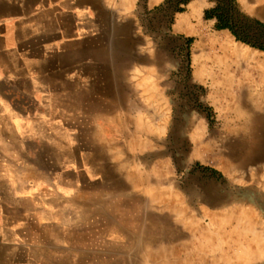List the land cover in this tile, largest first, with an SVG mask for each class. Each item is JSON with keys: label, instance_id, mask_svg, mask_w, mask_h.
I'll return each mask as SVG.
<instances>
[{"label": "crops", "instance_id": "0c3cea01", "mask_svg": "<svg viewBox=\"0 0 264 264\" xmlns=\"http://www.w3.org/2000/svg\"><path fill=\"white\" fill-rule=\"evenodd\" d=\"M165 1L0 0V264H151L152 252L166 249H174L181 264H264L259 228L264 225V64L242 60L233 33L206 18L216 5L212 0H191L170 24L164 20L165 36L193 41L190 71L177 59L155 66L175 72L177 80L189 72L183 92L200 91L189 99L221 106L223 127L200 131L202 141L196 126L183 131L192 137V153L207 151L208 145L216 161L193 167L172 162L168 168L177 176L176 188L192 196L199 211L202 205L218 211L214 215L222 217L224 231L210 229L207 240L199 230L187 244L189 234L183 232L174 242L153 246L133 233L134 218L127 222L134 235L117 244L121 221L114 219L112 239L100 240L96 254L88 251L89 234L102 228L106 207L115 215L121 192L127 191L133 205L140 195L128 177L143 171L137 155L151 163L144 155L152 149L130 148L131 135H137L130 121L139 109L129 77L137 68L155 69L146 60L153 37L148 24ZM237 2L246 15L264 22V0ZM138 40L144 47L137 48ZM213 47L220 52L215 57ZM167 87L161 84V93ZM80 120L96 125L93 147L80 140ZM69 161L75 169L68 168ZM247 188L256 198L243 194ZM222 194L231 201L227 205L234 199L240 205L222 210L214 205ZM128 209L136 217L134 208ZM90 216L96 223L89 224ZM85 220L88 227L77 238L85 251L68 256V250L57 249V224ZM16 233L23 239L27 233L33 252L22 249ZM170 258L172 263L175 257Z\"/></svg>", "mask_w": 264, "mask_h": 264}, {"label": "bare ground", "instance_id": "6f19581e", "mask_svg": "<svg viewBox=\"0 0 264 264\" xmlns=\"http://www.w3.org/2000/svg\"><path fill=\"white\" fill-rule=\"evenodd\" d=\"M240 51L241 59L245 61L254 60L256 55L260 53L258 50H251L243 46H240ZM129 79L132 83V92L135 97L132 103L139 109L137 115L130 121V123L135 125V132H137L136 136L131 135L132 142L130 148L134 151L138 150L139 152L152 149L153 156L163 157L151 163H143L140 161L138 155L137 160L134 159L136 160L137 168H143V171L128 175V177L132 179L131 182L134 187L141 189L140 195L136 194V198H132L134 201L132 208L137 212L136 215L139 216L138 222L136 223L137 230H133V233H137L136 237H138L139 241L150 240L153 246L162 243H171L172 241L174 242L183 232L184 234H186V232L190 233L189 236L186 235L184 239L185 242H183L187 244L189 241L198 238L199 234H197V232H199V230L202 233L204 232L205 237H203L208 240L210 238L208 231L210 229H218L222 224V222H220L222 217L214 215V213L218 211H210L209 205L199 206L201 208L199 211L192 196L189 198L186 192L176 188L177 184H175V178L168 168L172 162L179 167L183 166L180 156H175L173 154L175 148L172 150L173 147L169 142L172 137L180 138V136L184 134L185 123L183 115L181 111L178 112V119L173 122L170 139L168 141L164 139V145L160 146V149L159 145L154 141L155 137L160 138L167 133L168 128L166 120L169 112L168 102L166 98L163 97L159 87L152 81V76L149 72L144 73L140 68H137ZM88 124H90V121H79V125L77 126L81 133L80 140L89 147H93L96 143V136H93L97 133L96 125L90 126ZM197 139L202 141L200 137ZM206 147L208 151V145ZM190 149L193 150L192 143ZM202 152L205 151L200 152L197 150L196 153L191 152L193 157L189 156L191 158L190 160L198 158V156L203 154ZM213 153L215 154V152H212V156L214 155ZM122 171H124L123 166H121V172ZM189 191L192 194L191 187ZM242 192L247 197H252V199L256 198V194L250 188ZM123 194L126 195L127 191L125 190ZM223 197L224 195L222 194L221 197L217 199L216 204L213 203L214 205L220 204L219 207H222V210L240 205L241 203L240 200L234 199L231 204L227 205L226 203L230 200ZM157 202H161L158 207L155 205ZM196 202L197 204L199 203L198 201ZM249 204H251V202ZM248 208L249 211H257L252 205H249ZM207 218L209 221L208 224L205 225L203 221H206ZM117 227L119 231L114 241L119 244L130 238L131 231L128 223H117ZM259 228L264 236V225ZM182 239L183 238H181V240ZM173 250L166 249L164 252H152V260L154 262L151 264H179L180 262H177L176 258L177 254ZM170 256L175 257L172 263H170V261H172Z\"/></svg>", "mask_w": 264, "mask_h": 264}, {"label": "rangeland", "instance_id": "374dc122", "mask_svg": "<svg viewBox=\"0 0 264 264\" xmlns=\"http://www.w3.org/2000/svg\"><path fill=\"white\" fill-rule=\"evenodd\" d=\"M174 15H175V12L172 9L159 8L158 14L154 15L152 19H150L149 24H148L149 25L148 30L153 34V37L152 39L147 41L148 42L147 47H148L149 52L146 57L147 58L146 60L147 62L152 63L155 68L154 71L152 73L149 72V74L152 76V81H154L159 88L161 84H162L163 89H165V86L168 85L166 89L167 92L165 93L162 92L164 95L163 97L166 99L168 98L169 112H168V116L166 120L168 129L165 135H163L160 138L157 137L158 139L155 137V141H154L157 145H159L160 149H161L160 146L164 145L163 140L166 139V141H168L170 139L173 122L178 119L179 111H181L183 115V120L185 123L184 127H187V126L191 127L193 125L196 126L198 130V137H199V134L201 133L200 131H203L206 128H210V127H217V128L223 127L222 123H224V120L221 118L222 110L220 109L221 108L220 105H216V104L209 105L203 102H199V100L193 103V100L189 99L188 95L192 93H194L195 95L196 94L199 95V92H200L199 89L195 90L196 93L195 91H190L188 93L183 92L184 90H182V88L186 86V89H187L188 86L190 85V73L189 72L186 74L185 73L183 74V72L180 73L179 79L177 80L175 77L176 75L175 72L171 74L169 71L161 72L159 70L158 71L156 70L157 68L155 65L157 64L174 65L177 62L182 65H185V67L187 66L188 70L190 68L189 67L191 64L190 55H191V47H192L193 41L189 42V44L187 43L185 44L183 42L175 40L174 37H172L171 35L165 36L164 34L165 31H167L164 20L168 22L167 24H170L174 18ZM170 31L171 30L168 29L169 34H170ZM141 45L144 47V41L138 40L137 48H140ZM239 45L243 47H247L251 50L253 49L258 50V49L250 47L249 45H245L242 42H240ZM233 47H235V45ZM258 52H260L259 53L260 55L259 54L256 55L255 59L250 61V63L253 64V63L259 62V63L264 64V51L258 50ZM210 53L214 55L215 57L220 52L218 51V49H215V47H213V51ZM176 59L178 60L177 62H176ZM124 75L125 74L122 73L121 79L124 78L123 77ZM128 76H130V74L127 75V77ZM127 77H125V79ZM182 100L184 102H182ZM73 141L75 143L76 140L73 139ZM169 142L171 146L173 147L172 150L175 148L174 152L173 151L171 152H173L175 156H180L181 162L185 166L193 167L196 165H200L201 162L202 163H214L216 161V158H215L216 155L213 153L214 155L212 157V153H209L208 151H205V150H202L205 152H202L203 154L201 156H198L197 159L190 160L191 158L189 156L193 157V154L191 153V149H190L191 137L188 135H185V134L181 135L180 138L172 137ZM70 143L71 142L68 141V145H71ZM178 146H179V149H178ZM68 153L73 156L75 155V153H72V152H68ZM152 154H153V150L146 152V154L144 155V160L153 162V161L163 158V157H155ZM70 159H74V157ZM76 166L77 165H75V162L69 161L68 168L75 169ZM176 177L177 176L175 175L174 178L176 179ZM178 178H180V175H178ZM138 191L141 193L140 188H138ZM119 195H120L119 197H116V205L118 206L119 209L115 211V215L113 214L114 211H111V210L108 211L107 210L108 208L106 207V211H104L106 215L104 216V218L100 220V224L101 223L102 224L99 227H102V228H99L100 229L99 231L89 234L88 239H89L90 246L88 248L89 249L88 251L91 252L92 254H96L95 252H97V246L99 244H102V241L100 240H103V239L111 240L112 239L113 234L111 232L112 231L111 224L114 219H116V222L121 221V222L127 223L129 220L133 221L134 218H136V223L138 222L137 220L139 216L138 215H136V217L131 216V212L134 213V211L130 212L128 209L129 207H131L132 209V206H133L131 200H129V198L127 197L128 194L124 195L122 192ZM106 196H107V192H106ZM160 203L161 202H157V204L155 205L158 207ZM121 211H124V213H122ZM95 218L96 217L90 216L89 224L96 223V220H94ZM208 221L209 220L207 218V220L206 221L204 220L203 222L205 225H207ZM86 222L87 221L85 220L78 224L75 223L74 225H68V223H64V224L58 223L57 229H56L57 249L68 250V256L69 254L78 253L79 251L84 252L85 247H86L85 243H82V241L77 238L80 236V232H79L80 229L85 230V228L88 227L86 225ZM74 229L77 232L76 231L74 232L73 231ZM215 230L224 231V228L219 227L218 229H215ZM225 230L227 231L229 229L227 228ZM72 231H73V235L71 234ZM23 234H24V239L22 236H19L20 234L16 233L15 234L16 240L19 242L22 249H25L26 251H29V252H33L34 251L33 244L30 241H28L29 236H27V233H23ZM188 234L190 235L189 232ZM69 235L73 236L71 240L70 238L68 240ZM202 237H201V241L203 242L204 240ZM220 248H223V247H220ZM120 251H121V254H123L122 249H120ZM29 258L31 259V257ZM60 259H64V258H60ZM154 264H158V263H154Z\"/></svg>", "mask_w": 264, "mask_h": 264}, {"label": "trees", "instance_id": "16d2710c", "mask_svg": "<svg viewBox=\"0 0 264 264\" xmlns=\"http://www.w3.org/2000/svg\"><path fill=\"white\" fill-rule=\"evenodd\" d=\"M191 0H166L162 9L175 13L186 10ZM216 5L206 10L207 19H216L218 30H230L237 41L264 51V22L242 12L237 0H212ZM191 42V41H190Z\"/></svg>", "mask_w": 264, "mask_h": 264}, {"label": "water", "instance_id": "95a60500", "mask_svg": "<svg viewBox=\"0 0 264 264\" xmlns=\"http://www.w3.org/2000/svg\"><path fill=\"white\" fill-rule=\"evenodd\" d=\"M187 53H188V51H187Z\"/></svg>", "mask_w": 264, "mask_h": 264}]
</instances>
